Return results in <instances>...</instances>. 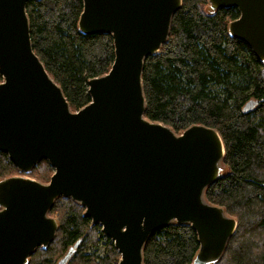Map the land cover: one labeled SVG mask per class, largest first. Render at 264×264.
<instances>
[{"label": "water", "instance_id": "water-1", "mask_svg": "<svg viewBox=\"0 0 264 264\" xmlns=\"http://www.w3.org/2000/svg\"><path fill=\"white\" fill-rule=\"evenodd\" d=\"M29 1L0 0V152L19 172L46 161L53 174L46 184L0 180V264H28L53 242L58 226L48 211L57 198L100 226L117 264H143L148 238L172 224L196 232L192 264H216L237 227L204 199L223 175L221 138L202 125L177 135L144 118V61L167 42L181 0H81L78 30L110 35L114 59L107 74L88 80L91 101L77 111L33 52ZM231 8L239 16L229 35L264 62V0H208L210 11Z\"/></svg>", "mask_w": 264, "mask_h": 264}, {"label": "trees", "instance_id": "trees-1", "mask_svg": "<svg viewBox=\"0 0 264 264\" xmlns=\"http://www.w3.org/2000/svg\"><path fill=\"white\" fill-rule=\"evenodd\" d=\"M82 8L81 0H31L25 9L33 52L72 111L89 104L88 80L107 74L114 59L110 35L78 30ZM238 16L235 8L210 11L208 0H181L167 42L144 61V118L177 135L192 125L217 131L223 175L204 199L237 227L216 264H264V62L229 35L228 24ZM52 174L46 161L19 172L0 152V180L20 175L46 184ZM83 213L71 199L57 198L48 211L57 222L55 238L28 264H59L66 256L64 264H117L113 243ZM198 249L189 225L172 224L148 238L143 264H192Z\"/></svg>", "mask_w": 264, "mask_h": 264}, {"label": "rangeland", "instance_id": "rangeland-1", "mask_svg": "<svg viewBox=\"0 0 264 264\" xmlns=\"http://www.w3.org/2000/svg\"><path fill=\"white\" fill-rule=\"evenodd\" d=\"M103 243H104V241L101 243V246H100V248L98 249V253L99 254H101L102 252H103ZM93 250H91V252H92Z\"/></svg>", "mask_w": 264, "mask_h": 264}]
</instances>
